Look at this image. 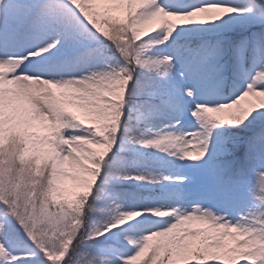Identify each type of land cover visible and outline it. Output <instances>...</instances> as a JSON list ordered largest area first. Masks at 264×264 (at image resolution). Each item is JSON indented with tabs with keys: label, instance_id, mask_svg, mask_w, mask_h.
Instances as JSON below:
<instances>
[{
	"label": "snow or ice",
	"instance_id": "1",
	"mask_svg": "<svg viewBox=\"0 0 264 264\" xmlns=\"http://www.w3.org/2000/svg\"><path fill=\"white\" fill-rule=\"evenodd\" d=\"M0 264H264V0H0Z\"/></svg>",
	"mask_w": 264,
	"mask_h": 264
},
{
	"label": "rangeland",
	"instance_id": "2",
	"mask_svg": "<svg viewBox=\"0 0 264 264\" xmlns=\"http://www.w3.org/2000/svg\"><path fill=\"white\" fill-rule=\"evenodd\" d=\"M100 9H102L104 7V5H99L98 6ZM149 26H145V29L147 30ZM66 99V98H65ZM68 107H70V109L72 111H75L77 114L79 115H83V109L81 108H77L71 105H68ZM33 131L36 132L37 135H44L46 134V130L42 129V128H36L33 129ZM77 184L79 185V182L75 181V180H61L60 181V186L65 190L64 194L67 198H72V194L74 193V191L78 190V188H76Z\"/></svg>",
	"mask_w": 264,
	"mask_h": 264
},
{
	"label": "bare ground",
	"instance_id": "3",
	"mask_svg": "<svg viewBox=\"0 0 264 264\" xmlns=\"http://www.w3.org/2000/svg\"><path fill=\"white\" fill-rule=\"evenodd\" d=\"M75 181L79 182V179H77V180H75ZM76 188H78V184H77Z\"/></svg>",
	"mask_w": 264,
	"mask_h": 264
}]
</instances>
